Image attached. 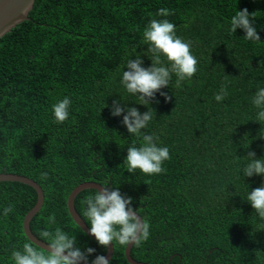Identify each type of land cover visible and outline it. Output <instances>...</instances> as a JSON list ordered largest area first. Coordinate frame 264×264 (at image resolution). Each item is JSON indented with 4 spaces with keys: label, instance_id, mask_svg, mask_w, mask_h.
I'll use <instances>...</instances> for the list:
<instances>
[{
    "label": "trees",
    "instance_id": "trees-1",
    "mask_svg": "<svg viewBox=\"0 0 264 264\" xmlns=\"http://www.w3.org/2000/svg\"><path fill=\"white\" fill-rule=\"evenodd\" d=\"M168 8V17L157 15ZM247 9L264 42V0H35L29 19L0 38V174L36 181L44 204L30 229L75 232L81 246L104 248L71 218L67 200L84 182L109 180L149 221L150 236L131 256L150 264H264V220L244 198L264 177L243 178L246 155H264V122L251 121L252 96L264 87V43L245 40L230 18ZM153 19H168L176 34L192 42L197 72L177 83L173 74L163 97L152 102L153 119L144 130L159 136L170 159L155 175L128 173L127 147L138 138L111 115L119 99L140 111L139 99L121 84L125 62L141 57L151 65V46L143 31ZM167 64L166 58H162ZM225 88L220 102L215 95ZM68 96L70 117L56 123L52 104ZM150 107V106H149ZM94 189L81 191L75 209ZM37 201L35 190L0 182V264H13L12 252L30 242L25 215ZM55 217L56 224L50 223ZM85 221V220H84ZM87 226L88 223L85 221ZM110 264H129L116 243ZM39 248V247H38ZM40 250H43L39 248ZM45 251V250H43Z\"/></svg>",
    "mask_w": 264,
    "mask_h": 264
},
{
    "label": "clouds",
    "instance_id": "clouds-1",
    "mask_svg": "<svg viewBox=\"0 0 264 264\" xmlns=\"http://www.w3.org/2000/svg\"><path fill=\"white\" fill-rule=\"evenodd\" d=\"M172 12L168 8H160L158 16L168 17ZM255 18L245 8L238 10L230 18L229 31L236 33L237 29L243 30L244 39L253 43H264L258 34ZM145 41L151 46V65L144 67L141 57L129 59L125 62L121 84L127 93L137 97L139 105L147 110L122 103L119 99L113 101L110 111L113 117L122 116V125L127 132L138 138L127 147V155L123 160L125 170L133 175L139 173L145 175L160 174L165 171L163 165L170 159V150L167 146H160L159 136L146 134L144 130L153 119L154 108L152 102L159 103V97L164 102L172 99L163 89L169 88L173 74L177 77V83L190 79L197 72L198 60L192 53V42L186 41L176 34V25L168 19H153L143 31ZM162 58H166L167 64ZM260 67H264V61H260ZM227 96L225 88L215 95L217 102ZM256 108L255 121L264 122V87L256 90L251 99ZM72 100L68 96L56 100L51 106L52 115L56 123H63L70 117ZM150 106V107H149ZM264 138V135H258ZM246 162L240 170L243 178L254 176L264 177V155L257 157L254 151H249L245 156ZM107 179L101 182L99 189L90 195L84 202L83 218L88 223L87 235L95 238L98 245L107 248L109 244L119 243L122 246H140L150 236L151 225L144 219L139 208H133V198L122 196L119 187L112 185ZM112 184V183H111ZM244 198L255 210L257 216L264 220V182L259 187L249 191ZM13 212L12 207L3 208L0 215L7 216ZM50 223L56 224L55 217H50ZM42 238L47 241V250H40L36 244L25 242L13 250V264H110L104 255H95V248L81 246L75 232L66 231L56 227L50 231H44Z\"/></svg>",
    "mask_w": 264,
    "mask_h": 264
},
{
    "label": "water",
    "instance_id": "water-1",
    "mask_svg": "<svg viewBox=\"0 0 264 264\" xmlns=\"http://www.w3.org/2000/svg\"><path fill=\"white\" fill-rule=\"evenodd\" d=\"M35 0H0V38L10 32L13 28L16 27L17 24L24 22L29 19V12L32 10ZM0 182H18L25 184L35 190L37 193V201L34 207L25 215L23 220V231L28 238V240L32 243H37L36 246L47 250L46 242L39 239L37 236L33 234L30 229V223L33 217L41 210L44 204V191L42 187L33 179L11 173H1L0 174ZM99 183L96 182H84L78 185L73 189L70 193L67 200L68 212L75 222V224L80 227V229L87 234L88 226L85 221L81 218L79 213L75 209V199L78 194L87 189H94L95 191L99 189ZM92 239L95 240L94 237L88 235ZM132 246L129 245L125 249V257L129 264H150V263H142L136 261L131 256ZM114 246L113 244H109L107 247V252L105 257L111 261L113 257Z\"/></svg>",
    "mask_w": 264,
    "mask_h": 264
}]
</instances>
